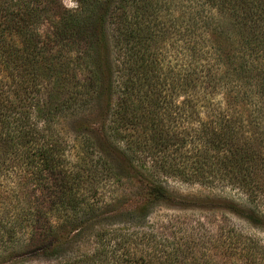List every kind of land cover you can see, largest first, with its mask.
I'll use <instances>...</instances> for the list:
<instances>
[{"label":"trees","instance_id":"16d2710c","mask_svg":"<svg viewBox=\"0 0 264 264\" xmlns=\"http://www.w3.org/2000/svg\"><path fill=\"white\" fill-rule=\"evenodd\" d=\"M74 1L0 0V264H264L242 228L158 215L264 232V0Z\"/></svg>","mask_w":264,"mask_h":264},{"label":"rangeland","instance_id":"374dc122","mask_svg":"<svg viewBox=\"0 0 264 264\" xmlns=\"http://www.w3.org/2000/svg\"><path fill=\"white\" fill-rule=\"evenodd\" d=\"M64 5L68 8H75L76 3L74 0H62ZM48 25H45L42 29L46 31L48 29ZM75 118H70L67 121L64 122V131L73 138L74 136V129H76L77 125L75 123ZM73 145V144H72ZM78 145V144H77ZM74 150V149H73ZM75 151V150H74ZM72 152V150H71ZM75 161V158L73 159ZM168 186L170 189L182 196H189V195H207L211 191L208 188L202 187L200 185H189V184H183L181 182H178L176 180H169L167 181ZM86 186L95 188L97 187V192L95 198H99V201L101 198L100 195V177L96 180H90L87 178ZM128 187V186H127ZM222 190H217L215 193H221ZM4 197V196H3ZM2 196H0V205H2L1 202H4ZM2 199V200H1ZM42 197H39V203L43 202ZM158 215L160 218H168L176 225V227H179V229L189 227L191 225L194 226L195 223H198V219H205V222L207 225H209L212 229L216 228L221 221L225 225V227L235 226L236 228H242L243 230L252 233L253 235L259 236V238L264 239V232L247 228V226L239 219H236L232 217L231 215H224L220 212H213V213H206L200 210H182V208H162L158 211ZM93 245L91 242L87 239L77 240L71 244L70 251L79 254V253H87L91 250ZM36 264V263H33Z\"/></svg>","mask_w":264,"mask_h":264}]
</instances>
